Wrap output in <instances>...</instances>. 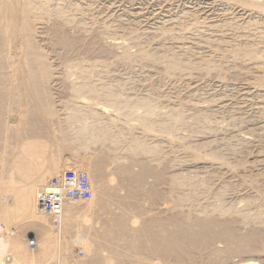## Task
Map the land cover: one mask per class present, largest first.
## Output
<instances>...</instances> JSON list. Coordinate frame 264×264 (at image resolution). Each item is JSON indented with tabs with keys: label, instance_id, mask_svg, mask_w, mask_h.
I'll return each instance as SVG.
<instances>
[{
	"label": "bare ground",
	"instance_id": "1",
	"mask_svg": "<svg viewBox=\"0 0 264 264\" xmlns=\"http://www.w3.org/2000/svg\"><path fill=\"white\" fill-rule=\"evenodd\" d=\"M54 1L55 0H0V264H158V263H156V262H158L156 260H155V263L150 262V260L148 258L149 255H153V256L157 255L160 257L162 256V257L171 258V259L174 257L176 264H189L190 261L195 260L197 254H201V253L206 252V250L209 249L208 246L211 245L213 242H216V241H224L227 244V246L224 250H220L222 248L221 247L218 250V252L216 250L212 255L210 252V254L208 255L210 257L215 256V258H216L218 253H219L218 256H220V254L222 253L225 255L224 256L221 255L222 257H220V259L224 258V257H227V258L230 257L229 259L232 262V259H231L232 255H235V254L240 255V254H243L245 252H248V253L253 254L252 256L256 257V258L255 259H253V258L245 259L244 258V260L242 262H245V264H264V254H262V253H264V234L262 232L257 234V235H250V233L247 232L248 235H246V237L240 238V237H237L235 235L236 234L235 230H234L235 228L231 226V225H234L231 223L232 219H231V221L229 220L226 222L225 221L221 222L220 218L218 220L213 216V214L216 215V213H218V215H221V216H230V218L233 217L237 213L235 214V211H236L235 209H234L235 211L232 210V208L234 207V206L232 207V205H231V209H226L227 206L226 207L219 206V205L217 206V204L215 203L216 206L214 207V209H211L213 211H211L210 213H205L203 215V217H200V216L193 217L195 219H192V220H190V219L186 220V218L183 219L181 217V215L179 217H177L178 216L177 215L176 216L177 218H173L172 221H170V223H172L175 226V228L173 230L170 229V227L168 225V223H169L168 220H166V221H168V223L162 222L163 220L162 221L157 220L156 218L152 217L153 215L152 216L148 215L149 212L147 210H142L141 206H140L141 209L138 207H137V209L135 208L134 213L132 212L133 216H131L130 213L133 209L131 210L129 208L130 206H128L127 204L129 202H131L133 199H138V196L140 195L139 189H141L140 187L142 186L143 182L147 178L146 177L147 176L146 174L148 173L147 168L144 167L145 169L144 168H143V170L141 169L140 173L136 174V173H132V170L130 169V167H127V165L122 166V165H124V164H122L121 167H117L116 169H113L116 171V173H114V171L112 172V171H109V169L107 170L106 168L102 167V163H103L102 156L103 155L100 156V154L102 152L99 154V152H97L96 150L95 151H92V150H93V147H96L99 144H102V146L106 145V144H111V146H113V150L115 151V153L118 152L120 150L119 147H120V142H121L118 139L119 134L121 132L124 135H128L124 132L126 130H130L131 123H132V121L135 120L134 118H139L142 120H147V119L152 120L154 118H157L158 114H160L158 112H161V111H157L158 107H156V105L153 104L152 102H149V100L152 99L150 97H149L150 99L146 98V99H142V100H138V101H132L129 98H127V100L124 101L122 99L121 93L115 87L114 88L113 87L107 88L104 85L100 86V85L95 84L96 82L93 83L91 79H92V75L94 74L95 70L98 67L103 68L106 66H104L103 64H96V63L87 64L85 62L86 60L83 61V59H82V61H81V58H82L81 55H80L81 56V58H80L81 62L68 64L65 67L66 72H67V70H69L70 72H72L74 74V76L76 75L77 79L79 80L78 82H70L69 86L66 87L67 90H68V87L70 88L69 90H71V92H72L73 99L70 98L72 100H68L66 102L62 101L63 106H64L63 110L65 111L64 114H60L59 113L60 111L56 110V108L53 104V98H52L51 90H50L54 80L56 79L54 77V71L55 70L53 68L52 62H50V60H49V55L39 47L40 44L38 45V43H39L38 38L41 37V36L39 37V32H38L39 29L37 28V26H39V24L41 25L45 21L53 23L52 24L53 28H51L52 39H53L52 42L54 41V44L57 46V48L60 47V50L62 48L65 52H67V54H71V53L79 54L80 52H82V53L89 52L88 54H90V52H92V47H94L93 52L97 53L96 56L98 54H101V55L106 54L108 57V53L111 52L112 50L117 49V48H122V51H123V48H126V47L122 46L120 43H112L111 41H109L111 43L104 42L103 47L99 46L98 49L97 48L95 49L96 46H94V45L98 44V42H97L98 39L95 37L96 35L91 39L92 41L87 40V41H89V42H87V41H85L86 37H84V36L80 37V36L68 34L65 31V27L67 25H70V24L77 22L76 20H74L75 18L73 17L74 15L72 12L84 11L85 8L80 3H82V1L84 2V1H88V0H69V1H67L68 5L66 4V6L59 7V5H60L59 4L58 7L56 6L57 8L56 7L54 8L55 10L54 9L51 10V5ZM230 1H233L234 4L233 3H231V4H233L236 7V9H240V11L243 12L245 15L249 13V16H250L249 19H252V16H254L256 14L259 16V18L261 20L262 19L264 20V0H230ZM57 2H59V1H57ZM126 6H128V5H126ZM250 7H251V9H249ZM149 18H150V16H149ZM260 19L258 22L262 23V22H260ZM78 25L79 24H77V26ZM142 25H143V23H142ZM242 25H240V26H242ZM247 25L250 26V28L252 26H254V28H256L255 26H258L255 19L253 21H250L249 23H247ZM262 25H263V23H262ZM259 26H260V24H259ZM159 27H161V26H159ZM84 28H86V27H84ZM224 28H225V26H224ZM76 29H75V31H76ZM80 29L82 31V28H80ZM248 29H249V27H248ZM40 30H42V29H40ZM48 30L50 31V29H48ZM161 30H162L161 31L162 35L170 33V30H167V29L166 30L161 29ZM258 30H256V31H258ZM96 31H94V32H96ZM82 32H84V31H82ZM106 32H108V31H106ZM175 32H177V31H175ZM99 33H100V31H99ZM72 34H74V33H72ZM78 34H81V33H78ZM158 34H161V33H158ZM257 34H259V37L261 39H264V29L260 30V32H258ZM92 36H93V34H92ZM157 36H159V35H157ZM180 36H183V35H180ZM131 38H129V40ZM152 38H154V36ZM263 41L260 42L261 45H263ZM138 43H139V41H138ZM174 43H175V41H174ZM156 44H158V43H156ZM202 44H203V42H202ZM250 44H252V43H250ZM164 45H165V43H164ZM172 45H171V47H172ZM206 45H208V43ZM210 45H212V44H210ZM144 46H141V47H144ZM174 46H175V44H174ZM174 46H173V48H174ZM168 47H170V46H168ZM211 47H214V46H211ZM216 47H219V45H215V48ZM237 47H238V45H237ZM155 48H158V47H155ZM180 48H183V47H180ZM136 49H138V48H136ZM161 49H162V46H161ZM63 50H61V51H63ZM157 51H158V49H157ZM121 52H120V54H121ZM156 52L154 54H156ZM225 52H227V51H225ZM242 52H243V55L238 50H234V51L232 50L233 56L232 55L231 56L234 58H239L240 56H243V58L246 59L247 62H251V63L254 62L255 66H257L258 70L261 69L264 72V48L258 50L257 48L252 47V45L251 46L247 45V46H245V48H243ZM134 53H135V51H134ZM160 53H163V52H160ZM88 54H86L85 56H87ZM126 54H127V52L124 51L125 56H126ZM142 54L144 56L148 57L147 59L150 58L154 61L161 60V62H162V59L163 60L166 59V55L164 56L163 54H162L163 56H160V57H158L159 55L158 56L151 55L150 53H148L146 51H142ZM170 55H168V56H170ZM177 55H178V53H177ZM72 56H73V54H72ZM110 56H113V54L112 55L110 54ZM135 57L133 56V58H135ZM170 58H171V62L169 64L168 63L166 64V65H168L167 70L169 72L175 70L177 68L179 62L181 61L180 59H177L176 56H170ZM72 59L73 58H71V60ZM87 59H88V57H87ZM97 59H99V58L97 57ZM125 59H126V57H125ZM75 60L77 61V58ZM229 60H230V58H229ZM89 62H90V60H89ZM185 62H187V61H185ZM198 62L200 63L201 61H199V59H198ZM165 63L166 62H164L163 64H165ZM192 63H194V62L192 61ZM153 64H154V62H153ZM204 64H202V65H204ZM254 64H252V66ZM162 66H164V65H162ZM155 67H156V65H155ZM158 68H160V66ZM178 68H179V66H178ZM217 68L218 67L214 65L213 67H209V70H216ZM104 69H106V68H104ZM162 69H165V68H162ZM186 69H185V71H186ZM224 69H226V68H224ZM240 69L241 68H239V70ZM182 70L184 71L183 68H182ZM182 70L180 71L181 73H183ZM253 71H254V69H253ZM175 72L178 73V71H175ZM218 73H219V71H218ZM69 75H70V73H69ZM236 75H238V74H236ZM64 77H65V74H64ZM167 77H169V76H167ZM164 78H165V76H164ZM232 79H231V81H232ZM255 81H257V80H255ZM259 82H260V84H264L263 80H259ZM251 83H253V82H251ZM117 86H119V85H117ZM241 87H242V85H241ZM68 92H70V91H68ZM247 92H248V89H247ZM252 93H254V92H252ZM259 93L262 94V97H263V91L259 90ZM256 94H258V93H256ZM230 95H232V94H230ZM229 98L231 99V97H229ZM85 100L91 101L90 104H86ZM212 100H215V99H212ZM257 102H259V101H257ZM260 102H262V101H260ZM212 104H214V103H212ZM99 105H107V107H112V109L117 111V113H119V112L122 113V115L124 116V121L122 122L123 128H120L121 131L119 130V132H117L115 134L113 133L112 129H113V126L116 124V121L112 118L107 119L104 115L107 111L103 110L104 113H103V111L102 112L99 111V109L97 108V106H99ZM203 106H204V104H203ZM140 108L144 109V113L140 116H137V110ZM202 112L203 111L200 110L197 113H202ZM221 112H222V110H221ZM169 113H171V112H169ZM205 113H206V111H205ZM257 113H259V115L263 114L264 108L261 107V109ZM165 116H168V115L166 114ZM201 116H204V115L202 114ZM158 118H159V116H158ZM44 119L50 120V122L52 121V123L55 122L57 124V128L56 129L54 128L55 130L52 129V130H54V133H53L54 137L51 138L53 141L51 140L50 142H47V141H43L41 139L42 129L40 128V122H43ZM188 119H190V118H188ZM200 119L204 120L205 116L201 117L199 119L197 118L195 120H200ZM255 119H257V118H255ZM214 120H216V119H214ZM162 121L163 122L160 124L159 128L161 131H163L165 133H171L172 131L176 130V128L178 127V124H183V122H185L183 120V118L180 117L177 113L173 114V115L171 113V116L169 115V117H167L166 119H163ZM55 123H53V124H55ZM201 123H203V122H201ZM235 124H238V123H235ZM233 125H234V123H233ZM145 126H146V129L148 131L152 132L155 130V127H154L153 123H151V122H148L147 124H145ZM250 126L253 127V129L251 128V130H250L251 135L256 134V133L258 134L259 132L264 131V118H259V119H257V121L256 120L252 121ZM43 127H45V126H43ZM54 127H56V126H54ZM247 127H248L247 129L250 128L249 126H247ZM216 128L217 127H215V130H216ZM210 130H211V128L209 129V131ZM43 131H44V129H43ZM48 132H49V130H48ZM247 133H246V136H248ZM197 134H198V132H197ZM202 134L205 135V133H203V132H202ZM207 134H209V133H207ZM241 134H243V133H241ZM262 134L263 133L261 132V135ZM259 136H258V138H259ZM198 137H199V135H198ZM252 138H254V140H256V137H252ZM204 139H205V137H204ZM247 139H245V140H247ZM47 140H48V138H47ZM220 141H222V140L220 139ZM238 141L240 142V140H238ZM211 142H213V141H211ZM155 144L149 145L145 142V140H131L130 146H128V147L126 146L125 151L128 155H130L132 157L136 156L137 154H145V155L149 156L152 154H157L161 150V146L155 145ZM244 144H245V142H244ZM196 146H194V147H196ZM220 147H222V146L220 145ZM238 148H239V146H238ZM198 149H199V147H198ZM205 149H206V147H205ZM233 149H235V148H233ZM65 150H69L74 155L77 154V152L80 150L83 151V155H81V157L78 161L79 162L78 167L81 169V172L86 173L88 175L89 182H90V185L92 187V198H91V200H89L87 202L71 203V204L64 205L62 207L60 214H59V217H58L59 225H58V227H54L52 224V218L50 217V215H48V214H46L40 210L39 197L42 194L44 188L48 185V183L51 181L52 178L62 176L67 171H72V170H69L71 168V167H69V162H71V161H69V162H67V161L62 162L61 161V159L63 158V157L61 158V155H62L61 153ZM215 150L216 149H214V151ZM219 150H220V148H219ZM89 151H92V152H89ZM109 151H111V150H109ZM241 152H239V153H241ZM229 153H231V152H229ZM257 154H259V152ZM262 154H264L263 151H262ZM214 155H212V156H214ZM234 156H236V155L234 154ZM195 157H193V159ZM199 157H201V156H199ZM205 157H206V155H205ZM210 157L211 156H209V158ZM106 158H109V157H105V160H106ZM263 158H264V156H263ZM112 159H113V157H112ZM123 159L124 158L114 157L113 160H114V162L116 160L120 162V160L124 161ZM184 159H186V158H184ZM134 161H136V160H134ZM227 162H226V164H227ZM263 162H264V160L263 159L261 160L260 157H257V159L255 161V163H259L261 165L263 164ZM132 163H131V165H132ZM200 163H202V161ZM221 163H220V165H221ZM194 164H192V165H194ZM106 165H107V163H106ZM144 166H146V165L144 164ZM183 166L184 165H182V167ZM191 166L186 167V168L188 170L190 168L192 169ZM199 166H201V165H199ZM229 166H231V165H229ZM244 166H246V165H244ZM172 167H174V166H172ZM196 167H198V166H196ZM111 169H112V165H111ZM203 169H204V167H203ZM262 169H263V167H262ZM199 170H200V168H199ZM149 172H150V170H149ZM249 172L252 173V170ZM219 173H221V172H219ZM242 174H244V173H242ZM187 175H189V174H187ZM254 176H255V174H254ZM172 177L173 178H171L172 179L171 182L175 186V188L181 189L180 187L186 186V187H190L193 190H195L197 181H194V179L192 177L185 176V175L183 176L182 174L179 176H172ZM235 177H236V174H235ZM196 179H197V176H196ZM199 179H201V178H199ZM203 179H204V177H203ZM254 179H255V177H254ZM155 180H157V179H155ZM169 182H170V180H169ZM233 182H235V181H233ZM144 183H146V182H144ZM198 183H200V182H198ZM255 184H257V183H255ZM261 185H263V184H261ZM261 185H260V187H262ZM166 186H168V185H166ZM121 187L122 188L127 187V189L129 190L127 192V194L125 193L127 196H121V195L119 196L118 193H119ZM206 187H208V186L206 185ZM152 188H154V187H152ZM226 188H227V186H226ZM147 189H148V187H147ZM193 190H191V191H193ZM216 190H218V189H216ZM231 190H232V188H231ZM123 191H125V190H123ZM149 191H147V192H149ZM173 191H174V189H173ZM178 191H180V190H178ZM186 192H187V190H186ZM257 192H255V193H257ZM194 193L195 192L193 191V194ZM142 194L143 193L141 192V196H142ZM175 194H176V192H175ZM177 194H176V196H177ZM148 195L151 197V200L153 199V201H151L150 199L149 200L151 202H154L155 200L158 201L157 198L160 194L157 191L151 189V191L148 193ZM220 195L221 194H219V198H220ZM248 196H250V195H248ZM144 197H146V196H144ZM178 198L180 201L178 203H182L185 201L191 202V201L195 200V196H193L192 194H184V192L181 193ZM256 199H258V198H256ZM139 200H143L142 197H141V199L139 197ZM247 200H248V198H247ZM163 201L167 202V200H163ZM223 201H225V200L223 199ZM132 203H130V204H132ZM195 203H197V202H195ZM236 203L238 204V202H236ZM135 204H137V203L135 202ZM164 204H166V203L164 202ZM164 204H163V207H165ZM172 204H173V201H172ZM249 204H247V205H249ZM138 205H140V204L138 203ZM166 205L168 207V203ZM211 205H213V204H211ZM115 206H118L117 208L120 209L119 213H118L119 209L117 210L118 214H116L112 211ZM170 206H171V204H170ZM243 207H245V206H243ZM150 208H152V207H150ZM161 208H162V206H161ZM175 210H176V208L174 209V211ZM168 211H170V210H168ZM180 212H181V210H180ZM252 212H253V210H252ZM152 213H150V214H152ZM186 213H187V211H186ZM162 214H165V213H162ZM198 214H199V211H198ZM101 216L103 217L102 219H101ZM155 216H157V215H155ZM160 216H161V214H160ZM172 216H173V214H172ZM183 216H184V214H183ZM256 216H257V214H256ZM167 217L170 218L171 216L170 217L167 216ZM237 217H238V215H237ZM243 218L246 221V219H248V216L245 215V213H244ZM261 218H262V215H261ZM234 219H233V221H234ZM251 219H253V216L249 220L251 221ZM250 221H249V223L252 222V221L251 222ZM258 221H260V220H258ZM98 222H103L102 223V228H103L102 230H99L98 228H96V224ZM261 222H262V220H261ZM261 222H260V224H261ZM251 225H252V223H251ZM262 225H264V223L261 224V227H262ZM244 226H246V224ZM247 226H249V224ZM237 227L239 228V225ZM255 228H257V224H256ZM247 233H245V234H247ZM254 234H256V233H254ZM30 235H33L34 238H36L39 241L40 246H39L38 250L28 249V247H27V241L28 240L27 239H28V237H31ZM75 241H78L80 244V246L77 248H76V246L73 248ZM217 244H218V242H217ZM205 247H208V248H205ZM216 248H218V247H216ZM77 251L83 253V258H78V256H77L78 253L76 254ZM103 252H106V253H103ZM171 259H169V260H171ZM218 259H219V257H218ZM157 260H159V259H157ZM239 260H240V258H239ZM227 261H224V263ZM167 262H168V260H167ZM221 262H219V263H221ZM194 263H196V262H194ZM207 263H208V261H207ZM215 263H217V261ZM160 264H161V262H160Z\"/></svg>",
	"mask_w": 264,
	"mask_h": 264
},
{
	"label": "rangeland",
	"instance_id": "2",
	"mask_svg": "<svg viewBox=\"0 0 264 264\" xmlns=\"http://www.w3.org/2000/svg\"><path fill=\"white\" fill-rule=\"evenodd\" d=\"M57 1H59V2H57ZM67 1H69V0H64V1L63 0H55L51 5V10H53L56 6L58 7L59 4H60L59 7L66 6V4L68 5ZM187 1L188 0H161V1L160 0H158V1L157 0H142V1L141 0H103V1L102 0H88V1H84V2L82 1V3H80V4H82V6L85 8V10L82 11L84 14L81 11L72 12L74 15L73 17L75 18L74 20H76L78 23L75 22L73 24L67 25L65 27V31L71 35L80 36V37L84 36V37H86L85 41L91 40L96 35L95 37L98 39V41H97L98 44L94 45V46H96L95 49L96 48L98 49L99 46L103 47L104 42H106V43H111V42L112 43H120L122 46L127 48V49L123 48V51H122V48L114 49L108 53V57L106 54H103V55L98 54L99 56L98 55L96 56L97 53L93 52L94 47H92V52H90V54H88L89 52H84V53L80 52L79 54H77V53L67 54V52H65L62 48H61V50H63V51L60 50V47H58L59 48L58 49L57 46L54 44V41L52 42L53 39H52L51 28H53V25H52L53 23L45 21L41 25L39 24V26H37V28L39 29L38 30L39 37L40 36L41 37L38 38V42H39L38 45L40 44L39 47L49 55V60H50V62H52L53 68L55 70L54 71V77L56 78L55 79L56 81L54 80V82L51 86V89H50L51 95L53 98V104H54L56 110L60 111L59 112L60 114H64L65 111L63 110V107H64L63 102H66L68 100L73 99L72 92H71V90H69L70 88L68 87V90H67L66 87L69 86L70 82H78L79 80L77 79V76L76 75L74 76V74L72 72H70L69 70H67L68 73L66 72V70H65L66 65L76 63V62H81L82 59H83V61L86 60L85 62L87 64H89V63L90 64H93V63L103 64L106 67H103V68L98 67L95 70L94 74L92 75L91 80L93 83L96 82L95 84L100 85V86L104 85L107 88L108 87H113V88L115 87L121 93L122 99L124 101L127 100V98H129L132 101H138V100H142V99H146V98L147 99L152 98L149 100V102H152L153 104L156 105V107H158L157 111L162 112V113L158 112V113H160V114H158L159 118L157 116V118H154L152 120H148V119L142 120L139 118H134L135 120L132 121L130 130H126L124 132L128 135H124L121 132L119 134L118 139L121 142H120V147H119L120 150L118 152L115 153V151L113 150V146H111V144H106L103 146H102V144H99L96 147H93V150H92V151L96 150L97 152H99V154L102 152L100 154V156L103 155L102 156V161H103L102 167L106 168L107 170L109 169V171H112V172L114 171V173H116V171L113 169H116L117 167H121L122 164H124L122 166L127 165V167H130V169L132 170V173H136V174L140 173V170L141 169L143 170L144 167L147 168V170H148V173L146 174L147 178L144 181L146 183L143 182L142 186L140 187L141 189H139L140 195L138 196V199H133L128 204L126 203L128 206H130L129 208L131 210L133 209L130 213L131 216H133L132 212L134 213L135 208L137 209V207L140 208V206H141L142 210H147L149 212L148 215H150V216L153 215L152 217L156 218L157 220H160V221L163 220L162 222H165V223H168V221H169L168 225H169L170 229L173 230L175 228V226L172 223H170V221H172L173 218L179 217L180 215L183 219L186 218V220L187 219L192 220V219H195L193 217H197V216L203 217V215L205 213H210L211 211H213L211 209H214L216 204H217V206L218 205L223 206V207L227 206L226 209H231V205H232V207L234 206L232 208V210L235 209L236 210V211L234 210L235 214L237 213L233 217L230 218V216H221V215H218V213H216V215L213 214V216L218 220L220 218L221 222H223V221L226 222L229 220L231 221V219H232L231 223L234 225H231V226L235 228L234 229L235 233H236L235 235L237 237H240V238L246 237V235H248V233H250V235H257L261 232L264 234V225H262L263 228L261 227V224L264 223V207H263L264 206V190H263L264 189L263 188L264 187V162L262 165L259 163H255L257 157H260L261 160L262 159L264 160V158H263L264 154H262V151L264 152V137H263L264 131H261L263 133L262 135H261V132H259L258 134L256 133V134L251 135V132H250L251 128L253 129V127L250 126L251 122L255 121V120L257 121V119H259V118H264V116H263L264 113L260 114V115H259V113H257V112H259L261 107L264 108V106H263L264 105V84H260V82H259V80L264 81V72L261 69L258 70V68H257V66H255L254 62H252V63L247 62V60L244 59L243 56H240L239 58L232 57L233 56L232 50L233 51L238 50L243 55L242 50L247 45L248 46L252 45V47L257 48L258 50L264 48V41H263L264 39H261L259 37V34H257L258 32H260V30L264 29V20L263 19L261 20L259 18V16L255 14L254 16H252V19L253 20L255 19L258 26H255L256 28H254V26H252L250 28V26H248L247 23H249L250 21H253V20L249 19V17H250L249 13L245 15L243 12L240 11V9H236V7L233 5L234 4L233 1H230V0H189L188 2ZM231 3H233V4H231ZM125 4L128 6H126ZM249 9H251V7ZM149 16H150V18H149ZM259 19H260V22L263 23V25H262V23L258 22ZM141 22L143 23V25ZM77 24H79V25L77 26ZM259 24H260V26H259ZM240 25H242V26H240ZM159 26H161V27H159ZM224 26H225V28H224ZM84 27H86V28H84ZM248 27H249V29H248ZM80 28H82V31H84V32H82ZM40 29H42V30H40ZM48 29H50V31ZM75 29H76V31H75ZM161 29L170 30V33L162 35ZM256 30H258V31H256ZM94 31H96V32H94ZM99 31H100V33H99ZM106 31H108V32H106ZM175 31H177V32H175ZM77 32L81 33V34H78ZM72 33H74V34H72ZM158 33H161V34H158ZM92 34H93V36H92ZM157 35H159V36H157ZM180 35H183V36H180ZM153 36H154V38H152ZM129 38H131V39L129 40ZM109 41H111V42H109ZM138 41H139V43H138ZM174 41H175V43H174ZM262 41H263V45L260 44V42H262ZM87 42H89V41H87ZM202 42H203V44H202ZM156 43H158V44H156ZM164 43H165V45H164ZM205 43L206 44L208 43V45H206ZM250 43H252V44H250ZM174 44H175V46H174ZM210 44H212V45H210ZM171 45H172V47H171ZM215 45H219L220 48L219 47L215 48ZM237 45H238V47H237ZM141 46H144V47H141ZM161 46H162V49H161ZM168 46H170V47H168ZM173 46H174V48H173ZM211 46H214V47H211ZM135 47L138 49H136ZM155 47H158V48H155ZM180 47H183V48H180ZM157 49H158V51H157ZM124 51L127 52L126 56L124 55ZM134 51H135V53H134ZM142 51H146V52H148L154 56L159 55L158 57L166 55V59H164V60L162 59V62H161V60L154 61L150 58L147 59L148 57L144 56L142 54ZM225 51H227V52H225ZM120 52H121V54H120ZM155 52H156V54H154ZM160 52H163V53H160ZM177 53H178V55H177ZM72 54H73V56H72ZM86 54H88V55L85 56ZM110 54L111 55L113 54L114 57L110 56ZM80 55L82 56V58ZM168 55L176 56L177 59L181 60L178 64L179 68L177 66V68L175 70L170 71V72L167 70L168 65H166L167 63L169 64L171 62V58ZM133 56L134 57L136 56V57L133 58ZM87 57H88V59H87ZM97 57L99 59H97ZM125 57L127 60L125 59ZM71 58H73V59L71 60ZM76 58H77V61L75 60ZM80 58H81V61H80ZM229 58H230V60H229ZM198 59H199V61H201L200 63L198 62ZM89 60H90V62H89ZM185 61H187V62H185ZM192 61L194 63H192ZM153 62H154V64H153ZM164 62H166V63L163 64ZM202 64H204V65H202ZM252 64H254V65L252 66ZM155 65H156V67H155ZM158 65L160 66V68H158L159 67ZM162 65H164V66H162ZM214 65L217 66L218 68L216 70H209V67H213ZM104 68H106V69H104ZM162 68H165V69H162ZM182 68L184 69V71L186 68L187 69L184 72L182 70ZM224 68H226V69H224ZM239 68H241L242 70L241 69L239 70ZM253 69H254V71H253ZM181 70L183 73L180 72ZM175 71H178V73ZM218 71H219V73H218ZM63 73L65 74V77H64ZM69 73H70V75H69ZM236 74H238V75H236ZM164 76H165V78H164ZM167 76H169V77H167ZM231 79H232V81H231ZM255 80H257V81H255ZM251 82H253V83H251ZM117 85H119V86H117ZM241 85H242V87H241ZM247 89H248V92H247ZM259 90L263 91V97H262V94L259 93ZM68 91H70V92H68ZM252 92H254V93H252ZM256 93H258V94H256ZM230 94H232V95H230ZM229 97H231V99ZM70 98H72V99H70ZM212 99H215V100H212ZM257 101H259V102H257ZM260 101H262V102H260ZM85 102H86V104H90L91 101L85 100ZM212 103H214V104H212ZM203 104H204V106H203ZM97 108L101 112L103 110H106L107 112L104 114L105 117L107 119L112 118L116 121V124L113 126V129H112L114 134L119 132L120 128H123L122 122L124 121V116L122 115V113H120V112L117 113V111L112 109V107H107V105H99V106H97ZM200 110L203 112L197 113ZM221 110H222V112H221ZM168 111L171 112L172 115L177 113L185 121V122H183V124H178V127H177L178 129L176 128L177 131L174 130L171 133H165V132L161 131L159 128L160 124L163 122L162 120L169 117V115L171 116V113H169ZM205 111H206V113H205ZM103 113H104V111H103ZM143 113H144V109L140 108L137 110V116H140ZM163 113L165 115L167 114L168 116H165ZM200 114L201 115L203 114L205 116V119L204 120L203 119L195 120L197 118L199 119L201 117H204V116H201ZM188 118H190V119H188ZM255 118H257V119H255ZM214 119H216V120H214ZM148 122L153 123V125L155 127L154 131L151 132V131H148L146 129L145 124H147ZM201 122H203V123H201ZM53 123H55V122H53ZM53 123H52V121L50 122V120H46V119H44L43 122H40V128L42 129L41 139L43 141L50 142L52 140L51 138L54 137L53 133H54V130L57 128V124L56 123L53 124ZM233 123H234V125H233ZM235 123H238V124H235ZM43 126H45V127H43ZM54 126H56V127H54ZM214 126L217 127L216 130H215ZM247 126H249L250 128L247 129L248 128ZM210 128H211V130L209 131ZM43 129H44V131H43ZM52 129H54V130H52ZM48 130H49V132H48ZM197 132H198V134H197ZM202 132L205 133V135H203ZM207 133H209V134H207ZM241 133H243V134H241ZM246 133L248 134V136H246ZM198 135H199V137H198ZM258 136H259V138H258ZM204 137H205V139H204ZM252 137H256V140H254V138H252ZM47 138H48V140H47ZM220 139L222 141H220ZM245 139H247V140H245ZM131 140H145V142L149 145H154L156 143L155 145L161 146V150L157 154H152L149 156L145 155V154H137L136 156L132 157V156L128 155L125 151V147L130 146ZM210 140L213 142H211ZM238 140H240V142ZM244 142H245V144H244ZM220 145L222 147H220ZM194 146H196V147H194ZM238 146H239V148H238ZM198 147H199V149H198ZM205 147H206V149H205ZM219 148H220V150H219ZM233 148H235V149H233ZM214 149H216V150L214 151ZM109 150H111V151H109ZM92 151H89V152H92ZM229 152H231V153H229ZM239 152H241V153H239ZM258 152L260 155L257 154ZM61 154H62L61 158L63 157L61 159L62 162L63 161H65V162L71 161V162H69V167H71L69 170H72L75 172H81V169L78 167L79 166L78 161H79L81 155H83L82 150L78 151L77 154H75V155L72 152H70L69 150H65ZM204 154L206 155L207 158L205 157ZM234 154L236 156H234ZM208 155L211 157L209 158ZM212 155H214L215 157ZM199 156H201V157H199ZM105 157H109V158H106V160H105ZM112 157H113V159H114V157L124 158L123 159L124 161L120 160V162H119L116 160L114 162ZM193 157H195V158L193 159ZM184 158H186V159H184ZM134 160H136V161H134ZM201 161H202V163H200ZM105 162L107 163V165ZM141 162L142 163L144 162V163L142 164ZM226 162H227V164H226ZM131 163H132V165H131ZM220 163H221V165H220ZM144 164L146 166H144ZM192 164H194V165H192ZM111 165H112V169H111ZM182 165H184V166L182 167ZM199 165H201V166H199ZM229 165H231V166H229ZM244 165H246V166H244ZM172 166H174V167H172ZM189 166L192 167V169L190 168L191 170L190 169L188 170L186 168ZM196 166H198V167H196ZM203 167H204V169H203ZM262 167H263V169H262ZM199 168H200V170H199ZM149 170H150V172H149ZM251 170H252V173L249 172ZM219 172H221V173H219ZM242 173H244V174H242ZM181 174L183 176L185 175V176L192 177L194 179V181H197L198 185L196 184L195 190H193L190 187H186V186L180 187L181 189L175 188V186L171 182L172 181L171 178H173L172 176H179ZM187 174H189V175H187ZM235 174H236V177H235ZM254 174H255V176H254ZM196 176H197V179H196ZM198 177L201 179H199ZM203 177H204V179H203ZM254 177H255V179H254ZM155 179H157V180H155ZM168 179L170 180V182ZM233 181H235V182H233ZM198 182H200L201 184ZM254 182L257 184H255ZM261 184H263V185H261ZM166 185H168V186H166ZM206 185L208 187H206ZM260 185L262 187H260ZM146 186L148 187V189ZM226 186H227V188H226ZM152 187H154V188H152ZM230 187L232 188L233 191L231 190ZM215 188L218 190H216ZM122 189L125 191H123ZM151 189L157 191L160 194L159 195L160 197L158 196V198H157L158 201L155 200L154 202H151V201H153V199L151 200V197L148 195V193L151 191ZM173 189H174V191H173ZM178 190H180L181 192ZM186 190H187V192H186ZM191 190H193L195 193L193 194V191H191ZM128 191L129 190L127 189V187H124V188L121 187L118 194H119V196L120 195L121 196H127L126 194ZM147 191H149V192H147ZM141 192L143 193L142 196H141ZM175 192H176V194L178 193L177 196H176ZM183 192H184V194H192L193 196H195V200L191 201V202L185 201L182 203H178V202H180L178 197ZM255 192H257V193H255ZM219 194H221L220 198H219ZM248 195H250V196H248ZM144 196H146V197H144ZM139 197H140V199L142 197L143 200H139ZM247 198H248V200H247ZM256 198H258L259 200ZM223 199L225 201H223ZM163 200H167V202L163 201ZM172 201H173V204H172ZM135 202L137 204H135ZM164 202L166 204L168 203V207L170 206V204H171V206L168 208L167 205L164 204ZM195 202H197V203H195ZM236 202H238L239 205ZM130 203H132V204H130ZM138 203L140 205H138ZM163 204L166 208L163 207ZM211 204H213V205H211ZM247 204H249V205H247ZM161 206H162V208H161ZM243 206H245V207H243ZM117 207L118 206H115L114 209L112 210L116 214H118L120 212V209ZM150 207H152V208H150ZM174 207L176 208L175 211H174V209H175ZM117 210H118V213H117ZM168 210H170V211H168ZM180 210H181V212H180ZM252 210H253V212H252ZM186 211H187V213H186ZM198 211H199V214H198ZM150 213H152V214H150ZM162 213H165V214H162ZM182 213L184 214V216ZM244 213H245V215L248 216V219H246V221L243 218ZM160 214H161V216H160ZM172 214H173V216H172ZM256 214H257V216H256ZM155 215H157V216H155ZM237 215H238V217H237ZM261 215H262V218H261ZM167 216H169V217L171 216V217L168 218ZM252 216H253V219H251V221H252L251 222L249 219ZM102 218L103 217L101 216V219ZM233 219H234V221H233ZM166 220H168V221H166ZM258 220H260V221H258ZM261 220L263 223L261 222ZM249 221L252 223V225H251V223H249ZM260 222H261V224H260ZM102 223L103 222H98L96 224V228H98L99 230H102L103 229ZM237 224L239 225V228L237 227L238 226ZM245 224H246V226H244ZM248 224H249V226H247ZM256 224H257V228H255ZM245 233H247V234H245ZM254 233H256V234H254ZM30 236L31 237H28V239L34 238L33 235H30ZM217 242H218V244H217ZM75 246H76V248L80 246L78 241L74 242L73 248ZM226 246H227V244L224 241L213 242L211 245L208 246L209 249L206 250V252L201 253V254H197L195 260L190 261V263L189 262L188 263L189 264H192V263L193 264H223L224 261L228 260L227 261L228 263L225 262L224 264H234V263L235 264H245V262H242L244 260V258L245 259H250V258L255 259L256 258V257L252 256L253 254L248 253V252H245V253L240 254V255L239 254L232 255L231 256L232 262L229 259L230 257H228V258L224 257V258L220 259V257L225 255L222 253L220 254V256H218L219 255V253H218L216 258H215V256H212V257L208 256L210 254V252L212 255L216 250L218 252V250L221 247L223 249L221 248L220 250H224L226 248ZM208 247H205V248H208ZM216 247H218V248H216ZM77 253H78V251L76 252V254ZM103 253H106V252H103ZM262 254H264V253H262ZM152 256L153 255H149V257H148L150 262L155 263V260H156V261H158V262H156L158 264H160V262H161V264H163V263L164 264L165 263L166 264H176L174 257L171 259V258H165L162 256L160 257L157 255H154L153 257ZM218 257L220 260L218 259ZM78 258H83V256H81V257L78 256ZM239 258H240V260H239ZM157 259H159V260H157ZM169 259H171V260H169ZM167 260H168V262H167ZM207 261H208V263H207ZM216 261H217V263H215ZM218 261L219 262L222 261V262L219 263ZM194 262H196V263H194Z\"/></svg>",
	"mask_w": 264,
	"mask_h": 264
},
{
	"label": "built area",
	"instance_id": "3",
	"mask_svg": "<svg viewBox=\"0 0 264 264\" xmlns=\"http://www.w3.org/2000/svg\"><path fill=\"white\" fill-rule=\"evenodd\" d=\"M92 198V187L88 175L83 172L67 171L54 177L39 197L40 210L52 218L54 227L59 225V214L64 205L87 202ZM40 244L36 238L28 239L27 247L38 250ZM77 256H83L78 252Z\"/></svg>",
	"mask_w": 264,
	"mask_h": 264
}]
</instances>
